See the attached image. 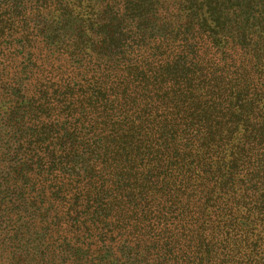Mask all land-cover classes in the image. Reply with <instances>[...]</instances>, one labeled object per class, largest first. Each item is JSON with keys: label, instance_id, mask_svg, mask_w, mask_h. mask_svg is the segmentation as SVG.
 <instances>
[{"label": "trees", "instance_id": "1", "mask_svg": "<svg viewBox=\"0 0 264 264\" xmlns=\"http://www.w3.org/2000/svg\"><path fill=\"white\" fill-rule=\"evenodd\" d=\"M0 264H264V0H0Z\"/></svg>", "mask_w": 264, "mask_h": 264}]
</instances>
